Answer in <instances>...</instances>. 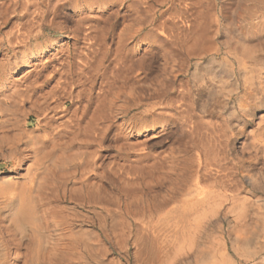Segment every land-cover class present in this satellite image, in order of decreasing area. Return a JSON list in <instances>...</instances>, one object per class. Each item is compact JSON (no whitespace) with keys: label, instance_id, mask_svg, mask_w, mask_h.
<instances>
[{"label":"rangeland","instance_id":"374dc122","mask_svg":"<svg viewBox=\"0 0 264 264\" xmlns=\"http://www.w3.org/2000/svg\"><path fill=\"white\" fill-rule=\"evenodd\" d=\"M57 1L0 0V91L8 94L16 86L13 81L20 80L29 69L32 80H36L35 87L44 91L67 82L68 90L85 86L94 93L99 82L109 75L113 78L107 79L118 81L107 91L110 97L99 110L100 124L105 122L106 129L102 144L89 137L71 135V141H66L68 155L71 154L64 161L67 169L50 173L43 188H37L31 180L34 173L27 172L32 163L27 143L24 140L18 143L19 139L14 137L5 138L6 148L18 145L25 152L14 154L11 159L0 156V179H8L17 189L25 190L40 232L37 239L30 234V226L23 235L11 232L20 244L1 243L0 236V256L6 254L4 264H10L13 258L14 264H264V66L243 58L229 40L232 16L227 6L235 5V0L201 1L198 18L207 27L210 39L208 48L195 55L185 48L187 42H176L174 37H167L168 32L164 34L157 28L158 21L167 17L169 7L180 0H144L145 5L137 13L128 14L125 22L123 12L119 16L105 12L102 19L88 20L85 11L73 13L71 4H67L64 12L68 15L62 12L64 16L61 13L54 17V23L53 15L45 14V4ZM129 2L125 0L124 5ZM85 6L86 1H82L80 7ZM144 6H148L145 11ZM236 15V19L233 17L236 27L241 30L249 27L244 12ZM84 19L90 23L103 21L101 38H94L95 31ZM184 21L190 23L188 19ZM122 41L131 46L151 45L153 57L151 54L147 57L152 66L137 68L136 73H123L119 68L125 64L114 65V55L107 56L101 47H113ZM165 48L180 52L185 63L172 60L167 67L168 56L162 55ZM28 58L34 64L31 67L24 64ZM212 59L217 60L212 65L217 80H232L228 90L215 89L218 84L213 85L210 80L207 84L195 83L196 64L205 69ZM16 66L19 70L15 75ZM227 66L234 69V80L228 77ZM137 73L139 80L150 74V87L163 93L154 98L161 102L154 104L156 108L168 104L173 91L180 97L178 104L182 107L178 111L163 107L165 114L174 116L167 115L163 123L150 124L143 134L137 137L129 134L126 138L125 132L135 118L152 116L147 112L151 101L145 99L142 102L146 104H137L128 99L143 92L148 86L145 80L126 88L125 94L121 91V81L135 83L132 79ZM250 76H254L252 84ZM79 77L84 86L73 82ZM245 84L250 93L244 94ZM187 98L193 100L188 102V109L182 103ZM48 105L41 111L25 103L24 118L29 129L37 127L44 117L55 116L56 124L64 113L71 115L72 101L61 90L50 96ZM96 107L94 103L90 110ZM145 140L148 145L141 144ZM139 153L146 155L140 163L149 165V169L129 172L122 168L121 164L133 162ZM193 161L200 169L191 172ZM207 163L214 170L211 181L201 176ZM177 173L180 179L170 186V178ZM184 178L187 180L182 181ZM197 187L211 192L212 200L194 219L185 223V227L163 219L167 207L175 205L171 202L164 208L169 194H186ZM5 198L0 197V213L7 212ZM85 242L92 247L91 251L86 250ZM254 245L257 248L250 250Z\"/></svg>","mask_w":264,"mask_h":264},{"label":"bare ground","instance_id":"6f19581e","mask_svg":"<svg viewBox=\"0 0 264 264\" xmlns=\"http://www.w3.org/2000/svg\"><path fill=\"white\" fill-rule=\"evenodd\" d=\"M82 1H86L87 6H85L84 8L80 7V3ZM124 1L125 0H68V3H67V1L58 0L56 3L47 2L45 4V6L47 8L45 10V14L47 12H48V14H52L53 15L52 16V18H53L52 22H54V21H56L54 19H56L57 16H61V13L64 12L65 10H67V7H68L67 4H71V12L76 13L77 11H81V10H82V12L85 11L87 13L85 18H87L88 20H92V19H96V18L102 19L103 18L102 15H104L105 12L113 14L115 16H119L123 12L121 14V17L123 20L122 22H125L126 18L129 17L128 14L131 15V13H137L139 8L143 5H145V3H146L144 0H131V2H129L128 5L125 6ZM201 1L202 0H180L179 4H177V5L175 4V5H173V7H169L168 11L166 12L167 17H162V19H160L158 21V24H157V28L162 29V33L165 34V32H168L169 36H167V37H170V38L174 37L176 42H183V41L187 42L188 44H185L186 45L185 48L188 49L192 53V55H195L198 52H200V53L203 52L204 50H206L208 48V45H209L208 41L210 39V36L206 32L207 27L198 18V13H199L198 8L200 7L199 4L201 3ZM241 1L242 0H235V2H234L235 5L231 3L227 6V10L229 12H231L230 14L232 16L231 17L232 21H231V25H230L231 31L229 32V35H230L229 40L231 43H233L235 45V47H234L235 51H238V53L240 55L242 54L243 58L246 57V58H248V60H250L251 63L259 64L262 67V66H264V0H243L242 2ZM124 6H125V8H124ZM149 8H150V6H149ZM147 9H148V6H144L143 10L145 11ZM242 12H244V15H245L244 19L247 21L248 20L250 21L249 27H247L246 29L243 28L245 31H242L243 29L241 30L240 28H238L239 26L236 27L235 22H234L235 15L237 14L236 17H238L242 14ZM64 13L66 14V12H64ZM62 15H63V13H62ZM66 15H68V14H66ZM54 17H56V18H54ZM184 19H188V21H190V23L189 24L185 23ZM84 20H86V19H84ZM84 20H83V22L85 24L90 25L89 28H92L91 30L95 31L96 34H95L94 38H99L100 34H101L100 30L103 29V25H102L103 21L102 20H100V21L96 20L94 23L93 22L90 23V21H88V20L84 21ZM49 22H50V20H49ZM63 22H64V20H63ZM60 23H61V21H60ZM120 24H122V23H120ZM159 39L161 40V37ZM161 42H163V41H161ZM176 42H174V43H176ZM162 44L163 43H160L159 45H162ZM167 46H169V45H167ZM101 47H103L105 49V51H106L105 53L107 54V56L110 53H112L114 55V58L112 59V63L114 65L117 63H124L125 64V66H123V67L119 66L120 67L119 69H121V71L123 73H125L126 71H131L133 73H136L137 68L144 69V68H148V66H149V68L152 66L150 64V59L147 57L148 54L149 55L151 54V56H152V53H153L152 47H151V45H147V43L142 45V46H139V45L138 46H136V45L131 46L127 43V41H122L113 47H106V46H102V45H101ZM159 47H157L158 50L159 49L162 50ZM103 48H101V49H103ZM89 52H90V54H92L91 51H89ZM158 52H160V51H158ZM162 55L164 56V58L166 56H168V59L165 60L167 67L170 65L172 60L176 61L178 59L182 63H185V58L183 57V55L180 52L174 53L170 48L169 49L165 48L163 50ZM81 58H83V57H81ZM92 58H94V57H92ZM101 59H103V57H101ZM27 60L28 61H26L24 63L25 65H28L29 67L34 65V64H32V61H30V58H28ZM85 61H86V59H85ZM216 62H217V60L214 59L213 62L211 63V65L206 67L205 69H202L200 66V63H197L196 69L198 70V72L196 71L195 73H193L195 83L197 81H201L202 84H204V83L207 84V80H210V82L213 85L218 84L217 88L214 87L215 89H218L219 91L228 90L231 87L232 80H228V81L222 80V79L220 81L217 80V77L214 74L213 69H212V65ZM95 64H96V62H95ZM158 68H160V67H158ZM34 69H36V68H34ZM18 70H19V66H16L15 68H13V74L14 73H15V75L18 74ZM31 70L29 69V71H26L25 73L21 70L24 75L21 77L20 80H15V81H13V83L11 82L13 86L14 85H16V86L14 89L10 88L9 89L10 92H8V94L0 91V154H1L0 156H3L6 159H11V157L17 153L19 155H24L23 154L25 152L24 149H21L18 145L12 146V144H11V146L8 148H6L4 146V145H7L5 143L6 137H11V138L14 137L16 139H19V140H17L18 143H20V141L22 143V141L24 140V142L27 143L26 147L29 148L30 151H32V158H31L32 163L27 167V172L28 173H34L33 178L31 179L32 183L37 188H39V187L43 188V186L48 183L46 179H48V176L50 173H55V172H57L58 169H59V171H61V170L65 171L67 169L68 166H67V164H65L64 161H65V159L71 158V154L68 155L67 151L69 149V145L67 144L66 141H71V135L75 136L77 134V136L89 137L90 140H92V141L99 140L98 145L102 144V140H103V137L105 136L106 129H105V125L103 124L105 122L100 124L101 119H99V110H100L102 103L107 101L109 99L108 97H110L107 95V91L109 89H111L110 88L111 85L116 84L118 80H116V81L112 80L113 77L111 75L108 76L109 78H110V76L112 77L111 80L107 79L108 77L106 79L104 78V80L102 82H99L98 91H95L96 92V93L94 92L95 94L91 91V89L89 90L87 87L84 86V84L81 83L82 80L80 79V77L76 81H73V82H75V83L79 82V84H77V85L78 86L83 85L84 87H82V88L80 86V88H71V90H68L67 85H65L67 83L66 82L64 84L58 83V84L54 85L51 90L48 89L49 91H47V90L44 91L43 88H41V90H38V88L35 87L36 80H32L33 76H32ZM226 70H227L228 77L233 78V80H234V69H232V67H230V66H227ZM202 71H204V73H202ZM33 73H34V70H33ZM118 73H119V71H118ZM89 74H91V73H89ZM149 75L147 73V75L144 76V78H141L139 80L138 77H140V76L137 73L135 76V79H132L135 83H129L130 81L128 82V81H124V80L121 81L122 83H120L121 87H122L121 91L125 94L126 88L132 87L137 82L140 83L141 81L145 80L146 85H148L145 88L146 90L144 89L143 92L138 91L139 93H137L136 95H133L131 97H128V99L131 101H134V102L136 101L137 104H141V103L143 104L144 102H142V101H144L145 99H147V101H151V102H148V105H151V108L147 110V112L150 115H152L151 118L150 117H144V116L139 117V118H135L137 120L133 121L134 123H132L129 126V131H127V133L125 132L126 138H127V135H129V134H136L135 135L136 137L139 136L140 134H143L144 129L151 127L150 124H152V126H153L154 123L155 124L156 123L157 124L163 123L162 120H166L165 116H167V115L170 117L174 116L172 114L171 115L165 114L164 108L165 109L173 108L174 110L178 111V109L182 107L180 104H178V100L180 97L178 98L177 94H175L173 91V96L170 98L168 104H165V106H163L164 108L163 107L156 108V106H154V104L155 103H161V102L158 101L159 99L157 101H155L154 98L160 97V94H163V93L160 90L157 91L155 88L150 87V84H152V83H148V81H151L152 79L150 80V77H148ZM159 76H160V74H159ZM16 79H19V78H16ZM153 80H156V78ZM249 80H250L249 81L250 84H252L254 82V76H250ZM16 81H18V82L16 83ZM62 83H63V81H62ZM139 86H142V85H139ZM234 86L236 87V84H234ZM143 87H145V86L143 85ZM59 90H61V92H65L68 99H71V101H72V107L70 110L71 115H66V113H64L56 124L53 123L55 116L44 117L42 122L39 123L37 125V127L33 128V129H29L28 125H27L28 122L24 118L25 114L27 113V109L25 108V103L28 102V105L30 106V108L34 109L35 107H38V109L42 111L43 109L48 108V106H49L48 102L50 100V96H54V95L58 94ZM141 90H142V87H141ZM248 92H249L248 91V85L245 84L244 94H246ZM170 93H171V91H170ZM110 94H112V93L110 92ZM179 96H180V94H179ZM85 97H86V102H84ZM112 97H113V95H112ZM191 101L193 102V100L187 98L186 101H184L182 103L188 109V107H190V104L188 102H191ZM118 102H119V100H118ZM94 103H96L97 107L93 111H91L90 110L91 105H93ZM144 104H146V102ZM59 106H60V104H57L56 107L58 108ZM187 109H185V111H183V112H186ZM39 110H37V111H39ZM139 120H142V121L138 122ZM160 125H163V124H160ZM195 129L196 128L194 127L193 130H195ZM193 133H194V131L191 132V134H193ZM194 136H195V134H194ZM188 138H189V136H188ZM175 139H173L174 142H175ZM148 140H151V137ZM148 140L143 141L141 144L148 145L149 144ZM133 141H135V140L133 139ZM178 142H180V140ZM3 147H5V148H3ZM136 155H137V157L133 162L128 163L129 161H127V164H121L122 168L128 169L129 172L133 171V170H139V169H149L150 168L149 165H144V164L140 163L141 160L146 155L143 153H139ZM192 163H193V165H192L191 172H194V171H196V168L198 167V165L194 161ZM21 165L22 164L19 163L18 167H21ZM213 165H215V164L213 163ZM203 167H205V170L203 171L201 176H203L205 181H211L212 177H210V174L212 171H214L211 168V164L207 163ZM198 169H200V168L198 167ZM175 170H176V168H175ZM197 172L198 173L196 176L200 175L199 171H197ZM215 172H216V169H215ZM218 178L220 179V176H218ZM179 179L180 178H179V175L177 173V175L173 179L170 178V183L169 182L168 183L170 184V186H172ZM186 180H187L186 178L182 179V181H186ZM187 191H190V193L188 192L186 194H183L182 192H178V194H180L178 196V194H176V192H172V194L168 195V198L166 199L165 204L163 203L164 208H166L167 205H170L171 202L174 203L175 205H173L170 208L167 207V209L165 210V215H164L163 219H168L171 222H174V224H176V225H181V226L185 227V225H186L185 223H189L192 219H194V215L197 213L199 214L198 211L201 208H203V206L206 205V203H208V201L212 200L211 199L212 198L211 192L208 193V191H204L198 187L196 189L192 188V190L189 189ZM24 192H25V190L17 189L15 186L10 184L8 179H0V197H3V198L7 197V198H5V205H4V208H6L7 212L6 213H0V226L2 227V232L0 233V236H2V238H3L1 243L6 244L10 241L11 242L14 241V242H17V244H20V241H17L18 239L16 238V235L11 236L10 233L13 231H17L23 235L29 229V228H27L29 226L31 227L29 229L30 234L33 233V235L35 234L36 239L39 238L38 232H40V231L36 228L38 226L37 219L34 216V214L31 212L33 209L31 206V201L28 200V198L26 197ZM39 192H40V190H39ZM189 195H193V196L191 198L187 199V197ZM101 221H102V219H101ZM2 223L4 225H2ZM140 227H143V226H140ZM145 228H147V227H145ZM155 239H156V237H155ZM262 240L264 243V236H263ZM83 247H84V245H83ZM85 247H87L86 250L88 252L92 250V247L87 242H85ZM85 247H84V249H85ZM253 248L256 249L257 245L249 247L250 250H252ZM141 252H142V250H141ZM140 253H139V255H140ZM92 255H94V253H92ZM5 256H6V254H1L0 264H4V262H5L4 257ZM160 256H162V255H160ZM208 257L209 256L207 255V259H208ZM210 257H213V256H210ZM13 259H15V258H13ZM13 259H12L10 264H14ZM104 261H107V260H104Z\"/></svg>","mask_w":264,"mask_h":264}]
</instances>
